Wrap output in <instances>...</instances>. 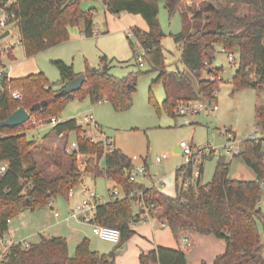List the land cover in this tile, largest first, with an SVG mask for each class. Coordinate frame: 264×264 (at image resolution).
Returning <instances> with one entry per match:
<instances>
[{
    "label": "trees",
    "instance_id": "1",
    "mask_svg": "<svg viewBox=\"0 0 264 264\" xmlns=\"http://www.w3.org/2000/svg\"><path fill=\"white\" fill-rule=\"evenodd\" d=\"M83 0H18L14 9L16 24L21 33V43L27 57L62 44L70 39L72 26L85 25L87 36L94 34L92 13L81 8ZM107 10L114 15L129 13L140 15L148 25V31L133 27L145 49V59L152 69L159 72L153 83H163L166 97L163 106L172 115L179 101L199 99L217 100L222 84V69L212 67L217 46L237 53V69L233 76L236 88H264V0H171L167 7L170 14L183 1H202L204 8L192 17L182 12L183 30L174 36L183 47L182 63L197 79L196 89L184 72H169L165 64L162 39L164 33L159 22V0H102ZM237 5H243L241 14ZM1 35V33H0ZM130 40V38H129ZM133 53L135 48L130 40ZM1 55V51H0ZM11 55V52H10ZM100 68L87 66L86 81L74 93L56 96L66 83L77 76L74 67L62 60H55L61 76V85L56 87L43 72L13 78L7 72L0 79V121L5 120L20 107L30 110L43 100L48 104L34 111L31 119L20 126L0 127V238L9 230L10 221L25 210L35 211L50 205L59 195L69 196L86 174L106 177L120 184L126 197L100 204L96 222L118 228L121 238L117 248L108 254L94 251L89 239L82 240L74 255L69 253L68 240L61 236L43 238L41 242L24 247L13 245L0 264H116V251L128 242L135 231L132 224L136 218L134 205L141 200V191L150 212L165 219L175 238L187 233L213 235L226 243L225 250L212 264H264V238L260 224L264 225V213L260 206L264 183V138L250 136L244 140L241 153L236 156L256 175L255 180H240L229 176L230 163L225 157L218 160L213 179L201 183L203 163L194 182L187 186L177 185L172 196L157 186H147L130 180L132 159L115 148L105 153L101 143L81 137L82 128L77 119H68L55 124L51 133L66 136L77 135L78 149L68 153L55 152V169H44L34 152L40 141L30 140L26 129L41 120H49L63 110L76 97L89 96L93 103L110 102L118 111L128 110L138 91L140 73L132 72L118 78L110 73L107 58ZM206 62L208 65H206ZM5 65L0 59V68ZM204 72L210 77L204 78ZM14 91H21L22 98L15 99ZM258 124L264 131V104L256 106ZM37 119L36 121H33ZM78 155H89L85 169L78 165ZM106 166L101 167V159ZM211 157V156H210ZM183 166L177 170V180ZM188 176H193V166ZM141 264H189L184 250L163 246L141 252ZM207 264V263H203Z\"/></svg>",
    "mask_w": 264,
    "mask_h": 264
},
{
    "label": "rangeland",
    "instance_id": "2",
    "mask_svg": "<svg viewBox=\"0 0 264 264\" xmlns=\"http://www.w3.org/2000/svg\"><path fill=\"white\" fill-rule=\"evenodd\" d=\"M183 1L181 6L185 10H196L198 5L189 7ZM168 0H159V22L161 24L164 38L162 46L165 54V64L169 72H185L193 85H197V79L187 70L182 63L183 47L175 41L174 36L183 30L184 21L181 8H177L170 14L167 7ZM241 14L246 13L243 5H237ZM205 5L201 4L200 8ZM81 8L85 13H92L94 22V34L87 36L84 33L85 25L72 26L69 29L70 39L62 44L42 51L32 57H27L21 43V33L17 24L10 25V35L0 39V59L3 65L10 68L15 77H24L33 73L43 72L51 83L60 87L62 81L59 69L54 64L55 60H62L74 67L77 75L85 73L87 66L98 67L104 65L102 59L107 58L110 73L118 78L128 76L130 73H140L138 78V91L134 97L133 104L128 110L118 111L108 102L93 103L89 96L76 97L67 106L57 113L60 122L68 119L84 120L89 115H94L100 124L105 136L112 137L118 149L127 154L133 165L139 166L147 163L153 182L163 189L166 194L176 195L177 185L183 183L180 173L177 180V169L186 163L181 154L175 153V147L181 142H192L193 149L198 150L206 146L215 149L214 154L203 156L204 170L201 183L210 182L216 171L219 158L225 157L231 162L229 176L231 178L251 179L255 177L254 172L243 162L242 159L225 153L224 145L226 136L222 133L224 129H230L236 134V141L241 145L248 137H261L263 128L258 124L256 106L264 104V88H236L232 79L237 65L229 62L228 56L223 52L222 46H217L213 67L222 69V84L217 92L216 104L219 110L216 113L207 114L202 112L197 115L174 116L163 106L166 90L163 83H153L159 76V72L152 69L149 64L141 67L135 58L130 40L133 42L135 52L141 53L142 47L134 35L129 40V30L136 24L135 15L122 13L111 14L102 0H83ZM138 21V20H137ZM2 34V33H1ZM11 52V55H10ZM236 57H238L236 53ZM10 70V69H9ZM204 78L210 77L204 72ZM37 119L34 118L33 121ZM38 121V120H37ZM55 124L49 120H41L37 125L26 129V135L30 140L40 141L38 149L34 152L35 158L44 169H55L54 160L56 153L63 152L68 145L77 141L75 132L64 137H58L51 133L47 138L44 136L51 132ZM166 153L168 159L158 164L156 158ZM89 155H78V165L85 169ZM153 163L149 162V159ZM194 178L197 179L199 166L194 163ZM85 185L95 191L101 203L109 200V189L111 180L100 176L93 178L85 175ZM161 180H164L162 185ZM152 181L144 180L146 185ZM83 185H78L73 190L74 196L59 195L54 198L51 205L35 211L25 210L15 216L11 224L17 228L13 241L36 244L43 237L55 234L49 228L58 220H63V225L83 224L84 233L90 240V247L103 254H108L117 248V245L100 239L93 233V226L70 218V210L73 205L82 200L81 190ZM260 206L264 213V183L262 185V199ZM60 218L55 217V213ZM156 215V214H155ZM68 218L69 220H66ZM65 219V220H64ZM261 234L264 238V225L260 224ZM7 238H11L6 235ZM71 254L74 255L76 247L71 242ZM120 248L116 253L119 254Z\"/></svg>",
    "mask_w": 264,
    "mask_h": 264
},
{
    "label": "built area",
    "instance_id": "3",
    "mask_svg": "<svg viewBox=\"0 0 264 264\" xmlns=\"http://www.w3.org/2000/svg\"><path fill=\"white\" fill-rule=\"evenodd\" d=\"M18 0H0V33H4L6 30H9L10 25L16 24L17 14L14 9V6L17 4ZM137 37L140 44V37L137 36L130 28L129 30V38L132 36ZM142 47L141 53L135 52V58L137 63L143 67L147 62L145 59V49ZM223 52L227 54L230 64L237 65L238 59L236 57V53L234 51L227 50L223 48ZM206 65L208 63L206 62ZM4 68H0V79L3 73H5ZM15 99H21L22 93L21 91H14L12 93ZM217 95V92L214 94ZM217 100L214 99H199V100H190V101H179L176 103L174 107V113L178 116H188V115H197L202 112L207 114L216 113L219 110L218 105L216 104ZM52 124H57L59 119L57 116H53L50 119ZM79 125L82 128L81 137L91 139L95 143H101L104 147L105 153L111 152L115 149V141L112 137L105 136L103 129L101 128L100 124L95 119L94 115H89L84 118V120L78 121ZM222 133L226 136L227 142L224 145L225 153L228 155H232L234 157L238 156L241 151V145H238L236 141V134L235 132L231 131L230 129H224ZM179 147L181 149V154L185 158L186 163L183 164L181 169V174L183 176V186L189 185L193 182L194 177V169H193V176L189 177V167L196 163L200 166L204 163L203 156L214 154L215 149L209 146L204 148L194 150L192 142L181 141L179 143ZM78 149V143L73 142L71 145L66 147V151L68 153H72ZM168 158L166 153L159 155L156 158V162L158 164L163 163ZM6 170V165L0 167V172H4ZM199 175V173L197 174ZM148 176V164L145 163L144 165L135 166L133 165L132 168L129 170V177L131 181L140 182L141 180L147 178ZM86 177L83 178L82 182L79 185H83L84 188L81 190L84 198L81 202L75 205V207L70 212V218L76 219L83 223H89L93 226V233L94 235L98 236L100 239L119 244L121 238V232L118 228L111 227L108 225L99 224L96 222V211L97 207L102 204L98 194L91 190L89 187L85 185ZM161 183L163 181L161 180ZM72 188L70 190L69 195L74 196L75 192ZM121 188L112 187L109 189V200L108 201H115L118 199H122L126 197L127 194H124L123 191L120 190ZM139 194L141 196V200L138 203V206L141 208L140 219L141 220H158L162 227H167L168 223L165 219L159 218L157 215L150 212V208L147 206L146 201L143 199V193L141 191H133L130 195L133 196L135 194ZM56 216H59V213H56ZM189 240L187 238L183 239L182 245L184 247L187 246ZM18 243H23L24 247H29V243L26 242H15L12 238H7L6 235L0 238V263L2 260L5 259L7 254L9 253L10 248Z\"/></svg>",
    "mask_w": 264,
    "mask_h": 264
},
{
    "label": "crops",
    "instance_id": "4",
    "mask_svg": "<svg viewBox=\"0 0 264 264\" xmlns=\"http://www.w3.org/2000/svg\"><path fill=\"white\" fill-rule=\"evenodd\" d=\"M170 1L171 0H168V3ZM202 3H203L202 1H198L196 3L187 1L186 4L191 8H193V6L195 4L198 5V8L195 11L192 9L185 10L183 8V6H181L182 3H178L177 8L180 7L182 12L185 11L189 15V17H192L196 11L201 9L200 7H201ZM134 18H137L138 21L136 20V24H133V26H131L130 28L137 27V28H140L141 30L148 31V25H147L146 21L142 18V16L135 15ZM212 67H213V65H212ZM3 68L5 69V71L7 72V74L10 77L17 78L13 74H11V67L8 68V67L4 66ZM177 72H180V71H177ZM184 74L186 75L185 72H184ZM194 87L197 89L198 84L194 85ZM59 122H60V120H59ZM58 137H62V136H58ZM68 138H69V135H68ZM260 138H264V134ZM115 148H118V146L116 144H115ZM174 151L177 154H181V149L179 147V144L175 147ZM149 162L153 163V160L150 158ZM229 163L231 164V162H229ZM100 166L101 167L106 166V158L105 157H103L101 159ZM203 166H204V163H203ZM203 170H204V167H203ZM199 173H200V166H199ZM88 175L93 176V174H87V176ZM198 176L199 175H197V177ZM93 178H97V177L93 176ZM153 178H155V177L151 176L150 167L148 165V176H147V178L141 180L140 182H142L143 184L146 185V183H144V180H150L152 182L150 185H147V186L154 185V186L158 187V185H156L157 183L153 182ZM235 179H239V178H235ZM255 179H256V175L254 178H251V179H240V180H255ZM162 181H163V183H162V185H163L164 180H162ZM111 182H112V186L110 188L119 186L121 188L120 190L123 191L124 194H126L123 187L120 184H118L117 182H115L113 180H111ZM161 190L163 192H165L163 189H161ZM83 198H84V195H83ZM83 198H82V200H83ZM82 200H80L79 202H81ZM50 205H51V203H50ZM75 205H73V207H71V210L75 207ZM134 210H135V213L137 215L136 218L134 219L133 224H132V229L135 231V234H134V236H132V238L128 242H126L122 246V248H120L119 254L116 255V264H141V262H140L141 252L151 251V250L157 248L158 246L184 250L187 254L189 264H203V263L212 264L214 262L215 258L218 255L222 254L225 250V247H226L225 241L222 239H218L213 235L199 234V233H187L186 235L182 236L180 238V240H177L169 226L162 227L158 220H141L140 219L141 208L138 206V204L134 205ZM56 213H58V212H56ZM56 213H55V217H57L59 219L61 216H60V214H59V216H56ZM65 219L69 220L68 218H65ZM13 222H14L13 220L10 221L9 230L6 234V235H9L12 239H13V237H15L16 231L18 230L17 228L11 227V224ZM63 223H64L63 220H58L57 222H55V224L53 226L49 225V226L44 227V228H49L53 231L56 229V232H55V234H52L50 237H43V238H51V237H56V236H61V237L66 238L68 240V244H69V253H70V255H72L71 254V246H70L72 241L74 242L75 247H77V245L82 240H84L85 238L89 239L87 237V235L84 233V230H85L84 226H86V225L75 223L73 225L70 224V225L64 226ZM184 238H187L189 240L186 247H184L182 245ZM29 244H31V243H29ZM94 251H96V250H94Z\"/></svg>",
    "mask_w": 264,
    "mask_h": 264
},
{
    "label": "water",
    "instance_id": "5",
    "mask_svg": "<svg viewBox=\"0 0 264 264\" xmlns=\"http://www.w3.org/2000/svg\"><path fill=\"white\" fill-rule=\"evenodd\" d=\"M10 30H6L3 34L0 35V39L6 38L10 35ZM86 81V75L84 73L77 75L70 81H68L65 87L56 93V96H62L74 93L80 90L83 84ZM48 104L47 100H43L39 103L34 104L30 110H27L25 107L18 108L5 120L0 121V127H16L27 123L31 119V114L34 111H39L43 106Z\"/></svg>",
    "mask_w": 264,
    "mask_h": 264
}]
</instances>
